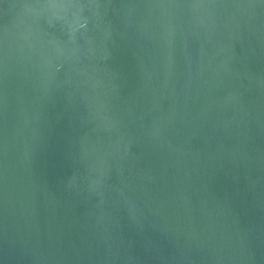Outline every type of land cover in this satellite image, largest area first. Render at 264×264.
<instances>
[{
  "label": "water",
  "instance_id": "obj_1",
  "mask_svg": "<svg viewBox=\"0 0 264 264\" xmlns=\"http://www.w3.org/2000/svg\"><path fill=\"white\" fill-rule=\"evenodd\" d=\"M0 264H264V0H0Z\"/></svg>",
  "mask_w": 264,
  "mask_h": 264
}]
</instances>
